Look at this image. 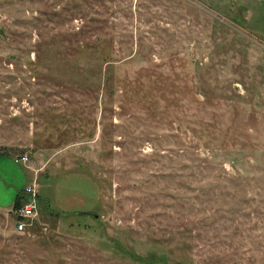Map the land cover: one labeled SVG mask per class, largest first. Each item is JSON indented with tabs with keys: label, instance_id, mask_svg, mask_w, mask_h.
<instances>
[{
	"label": "rangeland",
	"instance_id": "374dc122",
	"mask_svg": "<svg viewBox=\"0 0 264 264\" xmlns=\"http://www.w3.org/2000/svg\"><path fill=\"white\" fill-rule=\"evenodd\" d=\"M0 147V264H264V0H0Z\"/></svg>",
	"mask_w": 264,
	"mask_h": 264
},
{
	"label": "built area",
	"instance_id": "2783aa9c",
	"mask_svg": "<svg viewBox=\"0 0 264 264\" xmlns=\"http://www.w3.org/2000/svg\"><path fill=\"white\" fill-rule=\"evenodd\" d=\"M37 188L36 183L33 182L28 191V198H25V202L20 203L19 206L14 210L15 225L14 229L16 232H24L28 222L35 218L37 215Z\"/></svg>",
	"mask_w": 264,
	"mask_h": 264
},
{
	"label": "trees",
	"instance_id": "16d2710c",
	"mask_svg": "<svg viewBox=\"0 0 264 264\" xmlns=\"http://www.w3.org/2000/svg\"><path fill=\"white\" fill-rule=\"evenodd\" d=\"M3 150H4V148L0 147V151H3ZM19 200H20V197H19V195H17L15 198V201H14L13 208H17L19 206Z\"/></svg>",
	"mask_w": 264,
	"mask_h": 264
},
{
	"label": "crops",
	"instance_id": "0c3cea01",
	"mask_svg": "<svg viewBox=\"0 0 264 264\" xmlns=\"http://www.w3.org/2000/svg\"><path fill=\"white\" fill-rule=\"evenodd\" d=\"M33 183V182H32Z\"/></svg>",
	"mask_w": 264,
	"mask_h": 264
}]
</instances>
